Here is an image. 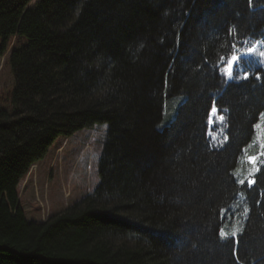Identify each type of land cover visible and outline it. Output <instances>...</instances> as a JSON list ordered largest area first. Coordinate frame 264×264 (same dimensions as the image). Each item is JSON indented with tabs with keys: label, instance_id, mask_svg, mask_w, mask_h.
Returning <instances> with one entry per match:
<instances>
[{
	"label": "trees",
	"instance_id": "trees-1",
	"mask_svg": "<svg viewBox=\"0 0 264 264\" xmlns=\"http://www.w3.org/2000/svg\"><path fill=\"white\" fill-rule=\"evenodd\" d=\"M32 1L0 0V54L17 38L0 108V264H264L263 160L254 182L238 176L257 152L264 65L227 75L264 41V0ZM101 122L96 188L29 220L21 180L59 137Z\"/></svg>",
	"mask_w": 264,
	"mask_h": 264
},
{
	"label": "rangeland",
	"instance_id": "rangeland-1",
	"mask_svg": "<svg viewBox=\"0 0 264 264\" xmlns=\"http://www.w3.org/2000/svg\"><path fill=\"white\" fill-rule=\"evenodd\" d=\"M37 1L33 0L32 4ZM16 41L17 38H12L6 53L0 54V108L11 107L8 103L14 87V75L8 59ZM253 48L255 52L249 53V49ZM249 49L237 55L241 57L238 64L230 61L231 68H227L229 80L237 74H242L248 67L264 65V56L259 55L260 52H264V41L254 43ZM171 118L167 117L162 124L169 122ZM107 130L108 124L101 122L80 129L70 137H59L45 159L31 167L19 187L21 203L29 220L45 221L53 213L63 211L96 188L100 181L99 161ZM210 130L214 144L224 143L225 116L215 108L210 115ZM250 147H255L257 152L254 156L246 157L248 149L245 150L243 162L238 170L240 182H244L249 176H252L250 181L254 182L253 176L257 167L259 168L261 160L264 162V113L261 115L255 140Z\"/></svg>",
	"mask_w": 264,
	"mask_h": 264
},
{
	"label": "snow or ice",
	"instance_id": "snow-or-ice-1",
	"mask_svg": "<svg viewBox=\"0 0 264 264\" xmlns=\"http://www.w3.org/2000/svg\"><path fill=\"white\" fill-rule=\"evenodd\" d=\"M254 52H255L254 48L253 49H249V53H254ZM259 55L264 56V52H260ZM240 59H241V57L237 56V55H233L231 57V61L234 62V63H237V64L239 63ZM229 67L231 68V64H230ZM229 76H231V71H229ZM249 159L251 160V158H249ZM249 183H251V181H249ZM233 235H235V234H233ZM221 236H222L223 239H230V237L227 234L223 233V232L221 233Z\"/></svg>",
	"mask_w": 264,
	"mask_h": 264
}]
</instances>
